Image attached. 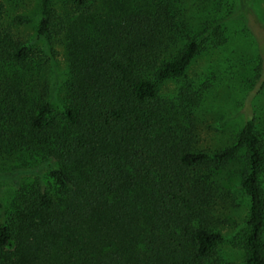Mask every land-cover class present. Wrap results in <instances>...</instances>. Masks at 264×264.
I'll list each match as a JSON object with an SVG mask.
<instances>
[{
  "label": "trees",
  "instance_id": "1",
  "mask_svg": "<svg viewBox=\"0 0 264 264\" xmlns=\"http://www.w3.org/2000/svg\"><path fill=\"white\" fill-rule=\"evenodd\" d=\"M194 1L63 0L58 12L40 0L33 42L3 25L0 3V178H27L0 202V264H222L224 237L206 218L220 172L240 156V264H264L254 118L213 149L196 147L189 124L176 137L163 126L160 87L185 78L209 42L193 13L216 0ZM57 43L68 64L58 89L47 71ZM189 88L179 115H192Z\"/></svg>",
  "mask_w": 264,
  "mask_h": 264
},
{
  "label": "rangeland",
  "instance_id": "2",
  "mask_svg": "<svg viewBox=\"0 0 264 264\" xmlns=\"http://www.w3.org/2000/svg\"><path fill=\"white\" fill-rule=\"evenodd\" d=\"M247 1L244 12L240 11L239 0L211 1L198 11L195 9L193 19L209 25V42L192 62L185 78L160 87L168 115L163 126L172 129L176 137L182 124L183 128L191 125L187 127L196 147L230 146L247 117L254 118L264 141V0ZM0 3L3 25L10 27L19 39L33 42L40 0H0ZM51 3L58 12L62 11L63 0H51ZM193 3L196 7L200 4L194 0ZM215 29L219 37L215 36ZM54 49L57 55L47 71L54 88L58 89L67 78L68 64L62 46L57 43ZM184 86L195 93L190 99H197L191 103L192 115H179L177 110ZM243 168L240 156L217 174L211 213L206 218L224 237L218 250L222 264L241 262L235 238L244 225L248 209V200L239 187ZM25 181L23 174L0 178V202L9 203L16 188Z\"/></svg>",
  "mask_w": 264,
  "mask_h": 264
}]
</instances>
